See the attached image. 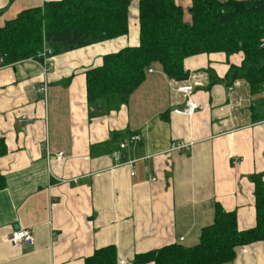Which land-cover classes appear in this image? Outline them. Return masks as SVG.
<instances>
[{
    "label": "crops",
    "instance_id": "1",
    "mask_svg": "<svg viewBox=\"0 0 264 264\" xmlns=\"http://www.w3.org/2000/svg\"><path fill=\"white\" fill-rule=\"evenodd\" d=\"M50 1L58 0H0V27ZM137 7L130 0L127 35L54 56L46 97L37 91L35 60L0 67V264H84L107 246L116 248L117 264H132L166 245L197 244L215 204L236 212L240 231L255 226L249 177L264 172V100L243 79L228 85L240 54L193 56L185 81L153 68L118 108L103 113L101 106L103 114L89 119L84 73L104 55L137 45ZM185 82L194 87L190 95L177 91ZM188 97L202 109L174 115ZM134 135L141 141L129 142ZM176 140L194 144L167 155ZM20 228L31 232L32 245L7 240ZM223 264H264V242L238 247Z\"/></svg>",
    "mask_w": 264,
    "mask_h": 264
},
{
    "label": "trees",
    "instance_id": "2",
    "mask_svg": "<svg viewBox=\"0 0 264 264\" xmlns=\"http://www.w3.org/2000/svg\"><path fill=\"white\" fill-rule=\"evenodd\" d=\"M129 4L130 0H58L24 9L0 27V67L27 59L42 62L44 45L54 57L125 36ZM137 9V45L104 55L101 65L84 73L89 119L118 108L153 68L168 79L185 81L189 77L185 60L200 54L223 53L226 58L240 54V65H230L225 75L228 85L243 79L251 95L262 96L264 0H192L188 6L176 0H138ZM98 106L105 111L99 112ZM263 176L260 172L249 177L253 228L240 231L236 212L215 204L212 223L201 228L197 244L166 245L135 255L132 264H223L234 259L238 247L264 242ZM5 185L0 174V190ZM84 264H117V250L96 249Z\"/></svg>",
    "mask_w": 264,
    "mask_h": 264
},
{
    "label": "built area",
    "instance_id": "3",
    "mask_svg": "<svg viewBox=\"0 0 264 264\" xmlns=\"http://www.w3.org/2000/svg\"><path fill=\"white\" fill-rule=\"evenodd\" d=\"M52 51L50 48H48L46 45L43 46V51L41 53V56L43 61L42 62H37L40 71H41V80L40 84L38 86V93L46 97L47 94V89H48V84H49V68L51 66V63L53 62V57H51ZM32 60V59H29ZM34 61V60H33ZM194 90V87L190 83H181L177 87V91L179 93L187 94L190 95L192 91ZM262 98L264 100V89L262 91ZM202 109V107L196 103L194 100H192L190 97H188L182 107L173 109L172 113L174 115H180V116H191L195 111ZM141 141V136L140 135H134L130 137L129 142L133 143H138ZM194 142L193 141H184V140H176L170 143L168 148L166 149V154L170 155L171 153L175 152H181V151H189ZM126 146V143L123 142L120 144V149L124 148ZM63 152H59L56 154V159L61 160L63 158ZM113 157L115 159H118L119 157V152L115 151L113 152ZM47 159L50 158V155H46ZM169 162L167 165V168H169ZM157 179L156 177H150L151 182H155ZM7 240L13 244V245H32L33 244V237L31 235V232L28 229L25 228H20L17 230H13ZM120 264H124L123 261H120Z\"/></svg>",
    "mask_w": 264,
    "mask_h": 264
},
{
    "label": "water",
    "instance_id": "4",
    "mask_svg": "<svg viewBox=\"0 0 264 264\" xmlns=\"http://www.w3.org/2000/svg\"><path fill=\"white\" fill-rule=\"evenodd\" d=\"M122 101H124V99H122ZM98 110H99V112H102V107L101 106H98Z\"/></svg>",
    "mask_w": 264,
    "mask_h": 264
}]
</instances>
